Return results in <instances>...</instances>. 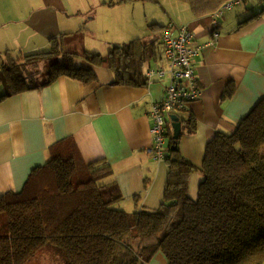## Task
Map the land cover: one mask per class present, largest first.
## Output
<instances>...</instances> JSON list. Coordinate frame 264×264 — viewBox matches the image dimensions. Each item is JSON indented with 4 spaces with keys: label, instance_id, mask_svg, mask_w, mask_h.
<instances>
[{
    "label": "trees",
    "instance_id": "obj_1",
    "mask_svg": "<svg viewBox=\"0 0 264 264\" xmlns=\"http://www.w3.org/2000/svg\"><path fill=\"white\" fill-rule=\"evenodd\" d=\"M86 30L54 38L48 51L17 60L8 54L0 62V101L61 75L92 83L100 66L121 82L147 83L144 65L155 43L110 44L107 57L65 47ZM184 122L175 140L169 121L163 202L146 208L136 201L131 213L111 165L88 162L72 139L51 146L21 192L0 196V264H34L47 251L65 264H148L158 253L168 264H264V97L234 132L209 140L201 167L182 155L184 130L194 128L191 119Z\"/></svg>",
    "mask_w": 264,
    "mask_h": 264
},
{
    "label": "crops",
    "instance_id": "obj_2",
    "mask_svg": "<svg viewBox=\"0 0 264 264\" xmlns=\"http://www.w3.org/2000/svg\"><path fill=\"white\" fill-rule=\"evenodd\" d=\"M185 1L189 2L185 6L186 16L179 18L171 12L169 21L190 27L195 34L193 47L212 43L201 47L193 58L202 95L177 114L182 122L191 119L194 123L191 132L184 130L180 141L182 155L192 164L202 166L209 140L218 133L234 132L264 97V0L243 1L225 11L216 26L212 15L229 0ZM42 5L37 11L32 10L28 23L34 35H44L47 45L27 51L28 54L48 51L54 38L74 32L61 30L62 26L67 29L59 18L66 10L62 0H43ZM160 21L150 25L157 35L149 39L135 37L108 44L110 49V44L135 39L155 43L156 54L151 56V63L144 65L146 84L121 82L110 68L100 66L95 69L97 80L92 83L61 75L48 85L0 101V196L21 192L31 172L49 159L50 147L72 139L85 160L111 165L125 195L124 206L133 209L136 201L146 208L161 205L168 164L165 159H154L148 151L153 143L149 111L153 103L163 99L171 81L169 73L148 76L151 69H167L169 65L164 48L160 47L163 30L159 26H165L164 20ZM86 31L88 35L89 29ZM214 31L219 33L218 37ZM8 38L13 39L14 32ZM2 45L11 51L9 40L5 39ZM9 54L15 59V54ZM169 143L170 136L167 148ZM148 264L168 261L158 253Z\"/></svg>",
    "mask_w": 264,
    "mask_h": 264
},
{
    "label": "rangeland",
    "instance_id": "obj_3",
    "mask_svg": "<svg viewBox=\"0 0 264 264\" xmlns=\"http://www.w3.org/2000/svg\"><path fill=\"white\" fill-rule=\"evenodd\" d=\"M62 3L66 10L60 13L59 18L67 29L62 26L61 30L77 31L86 26L90 31L88 35L82 34V38L68 40L65 47L81 51L84 46L89 50L99 51L104 57L108 56L109 42L127 41L135 37L149 39L157 35L152 33L154 31L150 27L153 21L164 20L165 25L176 23L169 21L168 13L174 12L176 16L183 18L186 16L185 6L189 4L185 0H62ZM42 4L43 0H0V54H3L0 62H8L9 53L15 54L17 60L28 54L27 51L47 45L44 35H34L28 23L32 10L37 11L43 7ZM13 32L14 38H8L12 37ZM5 39L10 41L11 51L2 45ZM160 47L165 52L164 42H161ZM47 65V61L40 65L42 70L39 77L45 75ZM262 152L264 154V146ZM197 166H201V163ZM194 184L193 190L196 192L197 184ZM124 203L121 202L126 211L131 213L136 210V207L132 209L124 206ZM54 253L57 254L55 251ZM53 255L47 251L34 264H65L64 261H56L58 258H53Z\"/></svg>",
    "mask_w": 264,
    "mask_h": 264
},
{
    "label": "built area",
    "instance_id": "obj_4",
    "mask_svg": "<svg viewBox=\"0 0 264 264\" xmlns=\"http://www.w3.org/2000/svg\"><path fill=\"white\" fill-rule=\"evenodd\" d=\"M245 0H229L222 8L216 10L212 15V22L218 25L219 18L225 10H230L234 6L241 4ZM215 37L219 33L214 31ZM162 42L166 45L165 55L168 60V69H151L148 76H171L170 84L165 89V95L159 102L151 105L149 115L153 120L151 128L153 143L149 147V153L156 160H164L167 153V139L169 136V121L172 114H179L186 110L189 105L199 99L202 90L199 86L193 58L201 47H206L212 43L200 47H193L195 34L188 25H178L173 22L163 29L161 34Z\"/></svg>",
    "mask_w": 264,
    "mask_h": 264
},
{
    "label": "water",
    "instance_id": "obj_5",
    "mask_svg": "<svg viewBox=\"0 0 264 264\" xmlns=\"http://www.w3.org/2000/svg\"><path fill=\"white\" fill-rule=\"evenodd\" d=\"M171 121H172V126H173V130H174V134L173 137L174 139H178L182 133V120L180 119V117L177 114H172L171 115Z\"/></svg>",
    "mask_w": 264,
    "mask_h": 264
}]
</instances>
